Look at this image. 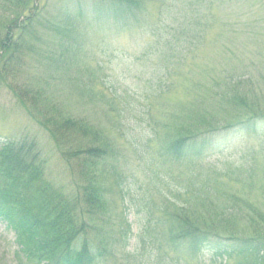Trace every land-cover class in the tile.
<instances>
[{
  "label": "rangeland",
  "instance_id": "1",
  "mask_svg": "<svg viewBox=\"0 0 264 264\" xmlns=\"http://www.w3.org/2000/svg\"><path fill=\"white\" fill-rule=\"evenodd\" d=\"M80 1L84 9L93 10L99 0H39V5H46V18H54L61 12L63 17L68 5L80 7ZM141 4L136 18L123 19L126 27L113 18L97 22L84 11L90 19L79 25L78 56L69 66L44 60L47 48L56 49L50 42L54 34L43 32L41 25V36L34 40L37 51L20 81L36 77L34 83L45 87L46 98H58L60 106L94 123L116 143L108 164L116 173L104 184L109 207L94 238L107 239L109 255L100 264H218L210 250L196 255L183 246L172 250L166 242V225L151 219L160 220L167 195L186 202L191 198L188 191L199 190L203 196L187 202L198 203L205 214L235 205L237 214L246 215L235 218L237 227L249 215L264 214V129L239 131L234 126L235 130L207 133L197 144L201 153L196 157L169 156L160 137L177 138L175 128L185 118L183 111H200L197 100L233 64L264 62V0H143ZM162 21L174 24L175 34L181 32L189 46H171L161 55L164 40L159 41L155 30ZM10 80L7 69L0 71V144L7 138L36 139L48 162V179L70 190L73 174L63 154L34 121L40 118L39 108L31 109L35 117L31 119L7 86ZM85 86L86 94L80 90ZM201 116L210 119L206 112ZM232 116L229 112L228 122L234 123L238 119ZM123 119L136 128L139 147L128 139ZM146 121L159 128L157 135ZM5 183L0 179V186ZM166 205L175 208L170 201ZM16 249L14 232L0 219V264H18ZM236 262L231 259L227 264Z\"/></svg>",
  "mask_w": 264,
  "mask_h": 264
},
{
  "label": "trees",
  "instance_id": "2",
  "mask_svg": "<svg viewBox=\"0 0 264 264\" xmlns=\"http://www.w3.org/2000/svg\"><path fill=\"white\" fill-rule=\"evenodd\" d=\"M142 1L100 0L101 4L93 10L84 9L80 1L78 8L68 5L63 17L61 12L54 18H46V5H39V0H0V71L7 69L11 78L7 86L31 119L35 118L31 116L34 115L31 109L39 108L40 118L34 121L63 154L73 174L70 190L63 186L58 188L46 175L48 162L36 139L7 138L0 144V179L6 181L0 186V217L16 231L20 248L31 258H37L38 263L98 264L105 257L107 239L97 241L94 238L96 226L109 207L106 197L109 190L104 184L110 175L116 173L108 169L116 143L94 123L78 118L60 106L58 98H46L45 87L34 83L36 77L21 83L20 77L27 76L28 62L33 61L37 51L34 40L41 36L42 25L43 32L54 34L50 42L56 49L52 52L47 48L49 55L44 60L48 64L52 60L69 66L78 56L79 40L76 38L79 25L86 18L90 19L84 11L95 16L97 22L113 18L119 26L126 27L127 22L123 19L136 18V9L142 8ZM176 31L174 24L164 22L155 30L159 41L164 40L161 55L171 46L178 49L189 46L181 32L176 35ZM40 58L39 63L42 62ZM247 64H233L234 67L224 72L223 77L206 92L205 98L197 100L200 111H183L185 118L182 122L177 121L175 128L177 138L169 141V134L160 137L165 140L160 143L167 146L169 156L200 155L197 144L206 139L207 133L235 130L234 126L239 131L264 129V62ZM168 76L166 72L164 80ZM80 90L85 93L88 87ZM210 100L213 103L203 106ZM223 111L226 116H221ZM204 112L210 119H202ZM229 112L234 113L232 120L238 119L234 123L228 122ZM126 119L123 120L127 122ZM145 124L151 128L152 135L158 134L159 128L153 121ZM125 125L128 139L137 145L134 139L136 128L128 122ZM187 194H191V198L187 197L186 202H178L179 196L171 199L167 195L166 203L170 201L175 208L169 209L165 203L160 220L151 219L157 225H166V242L173 247L172 250L181 246L193 254L210 250L219 259L218 264H227L231 259H236V264H264V214L249 215L246 223L237 227L233 225L235 218L246 215L237 214L235 205L226 211H205L207 215L198 203L196 206L187 202L192 198L197 200L204 192L188 191Z\"/></svg>",
  "mask_w": 264,
  "mask_h": 264
}]
</instances>
